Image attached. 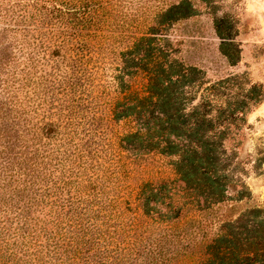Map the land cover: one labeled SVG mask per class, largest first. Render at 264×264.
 Instances as JSON below:
<instances>
[{
  "label": "trees",
  "instance_id": "1",
  "mask_svg": "<svg viewBox=\"0 0 264 264\" xmlns=\"http://www.w3.org/2000/svg\"><path fill=\"white\" fill-rule=\"evenodd\" d=\"M182 6L119 53L103 83L83 40L89 1L0 0V264H121L134 255L147 264H264L263 209L216 217L205 233L214 207L242 200L224 142L264 92L206 84L174 57L162 32L189 16ZM216 32L235 64L221 21ZM150 154L169 159L174 178L142 183L131 206L117 195L119 177ZM130 213L137 222L127 223Z\"/></svg>",
  "mask_w": 264,
  "mask_h": 264
},
{
  "label": "rangeland",
  "instance_id": "2",
  "mask_svg": "<svg viewBox=\"0 0 264 264\" xmlns=\"http://www.w3.org/2000/svg\"><path fill=\"white\" fill-rule=\"evenodd\" d=\"M87 1L95 13L91 16L92 25L83 31V40L91 50L89 56L97 64L101 82L110 80L119 63V53L148 34L151 28H156L159 15L182 3V13L189 16L168 23L162 32L174 57L199 69L206 84L228 80L227 84H236L241 91L259 85L264 92V0ZM217 21H221L222 33L232 38L231 49L238 53L235 64H230L221 53ZM224 151L228 160L224 163L226 171L234 181L235 189L243 192V196L239 202H227L209 212L207 218L211 219L212 225L205 229L209 235H213L221 220L234 219L252 207L264 210V97L259 104L248 106L244 121L224 142ZM173 178L169 159L156 154L145 155L125 167L124 177H119L117 195L134 206L139 185ZM137 216L128 214L127 223L137 222ZM216 217H221L220 221ZM191 258L165 264H195ZM147 263L142 256L134 255L125 258L121 264Z\"/></svg>",
  "mask_w": 264,
  "mask_h": 264
}]
</instances>
